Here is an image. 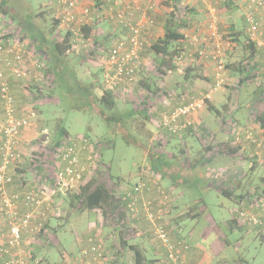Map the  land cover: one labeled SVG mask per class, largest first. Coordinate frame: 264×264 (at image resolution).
Returning <instances> with one entry per match:
<instances>
[{
    "label": "rangeland",
    "instance_id": "1",
    "mask_svg": "<svg viewBox=\"0 0 264 264\" xmlns=\"http://www.w3.org/2000/svg\"><path fill=\"white\" fill-rule=\"evenodd\" d=\"M168 1L169 0H157V2H155V0H153V2H151L153 7L151 10L148 9L149 12L146 16L151 17L154 25L151 27L152 31H150L152 36L147 38V44H144L143 51L141 52V69L134 76L132 81L123 85L120 90H116L112 93L116 102L114 116L117 120L115 122H119L120 125L115 126L108 123L110 121L108 116L105 119H102L99 116L96 107H92V110L89 109L88 111H85L84 109L80 111L73 110L72 106L77 103L76 100L69 99L68 95L64 93L62 96L56 94L55 89L53 90L52 87H50V89L53 91L47 89L46 84H43L42 87V89H44L42 92L43 96L41 99L35 101L32 99L37 97L36 94H39L40 92L33 88V83L28 84V82L23 80L24 83L23 81L21 82L23 87H25L26 84L28 87H26L27 90L24 92V97L20 96L18 91L21 92V90L24 89H22L21 83L17 81L10 83L11 78L6 79L13 96L15 97V93L17 94L20 106L22 105L23 107L27 102L25 99V93L28 95V99H31V104L33 101V103L36 104L34 110L37 118L29 128L31 131V138H27V141L22 144L23 151L27 157H29L28 153L30 147L38 149L53 147L54 144H57V142L63 138V135L68 136V140L63 141L62 146L68 144L69 140L72 138L88 137L95 143V152L88 153V155H92L93 159L97 161L96 167L99 168L100 166L99 169L96 167H93V169L100 170V174L104 177H101V180L106 179L107 176L112 178L115 176L120 177L121 180H125V182H128L131 186V184L134 183L135 178L134 176L129 177V175L133 174L134 170L142 163L154 162L152 157L146 158L144 156L143 152H145L146 155L148 149H150L148 150V155L151 154L149 151H154V153L158 154L160 157L162 155L166 156V150L171 151L173 149H179L182 151V156L180 155L178 158L180 162L185 161L187 158L189 161L192 160L190 154L186 153V149L191 147L196 148L201 145L210 146L209 140L205 137L206 134L209 135L206 131H201L199 137L191 134L190 137L186 136L184 138L182 136L181 139L179 137L178 139H170V135L160 126L159 121L157 122V120H159V114L168 110V107L164 106V100L173 103L187 98L199 99L204 95H209L210 101L208 100V102L211 103L213 99L215 101V107L219 108L216 100L218 96L220 100L221 97H223L220 92L224 91L228 95L232 93L233 88L231 84L234 81L229 80V76H227L224 86L215 90L214 75L212 82L211 76L208 75V69H206L205 73L199 68L194 74H189V78H186L185 68L198 61L200 64H209L212 66L213 70L215 69V64L211 59L201 60L199 58V60L197 55L198 50L205 47L204 43H206V48H208L209 52L215 50L214 42L209 39L210 35L208 27L210 24L215 25L214 27L217 28L220 36L219 47L221 49V59L224 63L225 69L228 70L226 65L230 64V59H234L233 61L236 63L239 61L237 50L231 52L232 56L236 55L231 58L228 54L229 51L226 49V44L230 43L229 25H231V21L233 20L237 27H243L240 15L241 11L239 12L240 9L237 5L236 7L238 9L233 10L232 13L226 12L223 5L229 0H191L188 5H192V3L195 2V6L200 9L199 11L203 14L204 19L202 21L197 20V22L194 23L192 22L195 21L194 16H192L193 14L191 16H186L187 18L185 19L186 22L185 26L182 28V32L183 34H186L188 44L191 46H188L186 49L182 48V50L180 48L178 56L181 55V59L177 60L176 57L173 61L176 70L167 73L166 69H164V72L160 71L161 67L158 58L154 55L153 51H150L149 47L154 41L162 36V24L167 18L171 17L170 13L173 9L171 8V4H168ZM186 1L187 0H185V2ZM165 2H167L168 5L165 4ZM0 3H3L4 6L10 10L9 15H5V17L0 14V37L7 34H13V42H15L14 40L21 38L22 32L19 31L20 29L17 27V21L14 18L20 16L21 13L25 16H34L38 26L45 28L47 31H51L53 36L58 30L57 24H55L57 14L53 8V0H0ZM188 5H183L181 8L185 10ZM29 11L30 14H27ZM97 13L98 11L96 10V7L91 5L89 6L88 16L84 19L85 25H90L92 27L89 37L91 41L89 40L87 43L80 42L79 45H77L78 49L69 53V55L65 57L68 66L75 71L76 76L81 81L82 85L87 86L89 90L91 88L90 91L95 99H98L102 95V92L107 89L102 79L101 64L104 58L103 56L114 44V40L117 38L116 32L122 33V26L120 24L111 20L108 15L107 18H105L104 15L96 17ZM156 14L162 15V20H158ZM181 15L184 17L183 14ZM183 17L182 19H184ZM60 33L61 35H64L63 32ZM120 36L119 39L125 37L123 33ZM191 38H197L200 42L194 44L192 43ZM24 39L21 43H23ZM95 40L103 41L102 45L98 46L102 49L101 53L97 51V53H95L90 50L91 43ZM19 47L21 46L17 45V48ZM178 47L180 46H177V48ZM222 48L226 49V51L222 50ZM194 53H196V56ZM25 56L27 59L28 55L25 54ZM35 59L36 57L33 59L30 58V60L27 59V64H32ZM31 69V77L39 72L35 69V66ZM47 76L51 77L49 74ZM45 81L47 82L48 80ZM147 82L151 87L150 92L146 88ZM195 82L203 87L202 91L197 95H193L194 92L198 91L197 87H195ZM174 87L178 88L173 89ZM149 99H151V101ZM149 102H151V105L148 106L147 104ZM174 104L175 103H173V105ZM172 109H170V111ZM203 110L204 115H201V117L208 120L209 123H212L210 125H212L213 128V123L216 121V115L208 110L207 103ZM219 110L220 113L226 112L222 109ZM127 114H129L128 119L123 121ZM203 129L204 127H202V130ZM61 130H64L66 134H60ZM149 133L151 134L149 135ZM153 134H155L154 138H152ZM171 136L175 137L173 135ZM167 137L169 139H166ZM216 139L217 137L213 136V145L215 146ZM244 144L245 143L243 142V145ZM225 145L227 146L228 144L226 143ZM142 146L144 149H142ZM27 157L24 155L21 156V160L18 162V164L20 163V167L23 165L21 164L22 162L28 161ZM183 163L189 162L185 161ZM93 169H90L85 176L91 175L94 171ZM255 171H258V173L261 174L263 181L260 183V174L256 172L255 178H253L251 184L256 185V190L261 192L262 187H264V167L257 166ZM175 172L177 173L180 171L176 170ZM182 173L183 172H180L176 175L181 184L176 191L177 194L180 193V195H178L179 204L174 210L176 214L182 215L181 219L178 221L180 237L187 243L191 245H194V243L198 244L199 248L202 247L207 251H210L208 247H211V252L227 259L229 264H248L247 261L250 264H264V239H261L251 228L247 230L246 227H244V224L247 225L249 223L246 224V222H243V220L239 218L238 223L243 227H238L230 231L226 226V222L233 217L235 213L234 210L239 208L238 196L236 198L228 199L222 195L214 193L212 190H204L205 188L203 189L202 186H197V183H193V180L189 177L181 180L180 176H184ZM87 179L88 178H85L86 181H88ZM167 182L169 183L170 180L165 178V183ZM246 190L247 188H245L241 194H246L248 192V190ZM238 194L239 193L236 195ZM199 198L203 199V204L198 202ZM244 198L247 199V197ZM70 201L71 195L66 194L55 197V200H53V205H55L54 214L57 213L58 215L49 217V229L52 233L54 230L56 232L57 241L53 240V244L57 242L56 246L58 249H65L66 251L73 250L75 254H78L79 247L77 241H79L83 234L89 233V224L94 221V216L91 211H71L69 209ZM220 205H222V207ZM166 206L167 208L169 207L168 205ZM190 214L198 215L195 219H191L188 217ZM214 226H216V230L219 231V235L217 236V233H213L211 237L206 239V230L209 228L211 229ZM152 236L153 233L145 239V242L142 241V243L141 239L133 241L135 244H143V253L146 256V260H148L147 263H150V259L156 261L153 260L155 257L154 246L160 244L162 247L161 241L157 242V240H154L152 243L148 242V238H151ZM218 237L227 240L226 242L229 243V246L220 250L221 244ZM51 245L52 243L45 247L48 248ZM40 246L41 249L45 248L43 245ZM185 246L186 244L184 243V245L181 246V249H184ZM106 247L104 241L103 249L106 250ZM63 256H65V254ZM51 258L53 261L59 262L60 258L58 251H53L51 253ZM104 260L105 264H114V258L111 251L108 255L105 253ZM232 260L234 262H232ZM243 260L246 261V263L242 262ZM155 263L157 264L158 261ZM32 264H34V262ZM125 264H127V262Z\"/></svg>",
    "mask_w": 264,
    "mask_h": 264
},
{
    "label": "crops",
    "instance_id": "2",
    "mask_svg": "<svg viewBox=\"0 0 264 264\" xmlns=\"http://www.w3.org/2000/svg\"><path fill=\"white\" fill-rule=\"evenodd\" d=\"M80 1H81L80 2L81 6L89 7L91 5H94V7H96V10L98 11L96 17H101V15L102 16L104 15L105 18H107V15L111 14V12L116 13L118 10H120L122 7L126 5L132 7H139L143 9L144 12H138L135 15V18L143 19L144 16L147 17L146 15H148L149 12L148 7L149 6L153 7V4H151L153 0H80ZM117 1L119 2V4L117 3ZM190 1L191 0H187L185 2V0H179L178 4H180V6L183 5L187 6ZM253 1L254 0H236V1L229 0L223 6L226 12L229 13H232L233 10H236L238 8L240 9L239 12L241 11L240 15L243 22V27L242 28L237 27L236 23L232 20L231 21L232 23L231 25H229V28L234 27V30L244 33V35L249 37L252 40V42L255 44L254 57L251 60L250 67L248 69L251 70V73H254L257 76L252 77L250 80H248L244 86L240 87L239 90L236 91V94L233 90L230 95L226 94L224 91H221L220 93H222L223 97H221L220 100L218 96L216 100V102L219 105V108L215 107V101L212 99L210 104L214 107L215 110L219 111V113H220L219 109L226 111L225 113L216 114L215 111L210 110L211 112L214 113V115H216L215 116L216 121L213 123L214 124L213 128L212 125H210L212 123H209L208 120H205L204 118L201 117V115H204V110L202 109L201 111L188 117V120L193 123V126L182 131L180 135L181 137L169 136L170 139L171 138L178 139V137L181 139L182 136L184 138L186 136L190 137L191 134H194L197 137H199L201 131H206L207 133H209L208 138H210L209 140L210 146L201 145L196 148L191 147L186 149V153L190 154V156L192 157V160L189 163H183L185 161L179 162L178 158L180 155L182 156V151L179 149L177 150L173 149L171 151L166 150L165 151L166 156L162 155L161 157L158 154L154 153V151L152 152L149 151V153L151 154L148 155V150L150 149L147 150L146 155L145 152H143L146 158L152 157L154 159V162L142 163L134 170L133 174L129 175V177L134 176L135 178V181L134 183L131 184V186L130 184H128V182H125V180H121L120 177L114 176L113 178L114 181L113 180L110 181V184L113 186L115 185V181H117L116 184H118L116 187L115 186L113 187L115 189H113L114 191L112 192V194H114L116 192V188H119L120 186L129 190L135 184H139V183L144 184V188L140 191V193L135 195L137 201L131 206L133 208V211H129V210L127 211V205L132 204L131 198L130 199L127 198V200L122 202L121 201L119 202L118 200L115 201L117 205L113 207V210H115L114 213L119 214V217H116L117 221L115 222L112 221L111 219L109 221H106L105 217H103V215L100 214L101 211L90 210L91 212H93L94 221H92L89 224L90 225L89 233L83 234V236L79 239V241H77L79 247V252H78L79 257L78 254H75L73 252V250L66 251L65 249H58L56 246L57 242L54 244L52 242V245L49 246L48 248H46L48 245L45 247V244L43 242H39L37 244L31 245L32 248L31 250L34 252L35 255L34 256L35 258L32 259L31 261L32 263L34 262V264H87L88 260H92V259L80 258L81 251L89 248L90 241L94 243L101 242L102 244L105 241L107 249L106 250L104 249V255L105 253L106 255H108V253L111 251V254L114 258L113 260L114 264H125L126 262L127 264H134V253L132 252V250H130L129 247L130 246L136 247L142 253L144 251V248H143V244H139V243L135 244L133 243V241L137 239L138 240L141 239V243L142 241L145 242V239L151 236L153 233V236L151 238H148V242L152 243L154 240L160 242V240L154 234V228L156 226H160L163 228V232L165 234V237H167L169 243L176 246V249L179 251L180 260L183 263L229 264L227 259L217 256V254L211 252L212 250L211 247H208L210 251H207L202 247L199 248L198 244L194 243V245L193 244L191 245L187 243L185 240H183V238L180 237L179 234L180 228L178 221L181 219L182 215L176 214L174 210L178 207L179 204L178 195H180V193L177 194L176 191L181 183L178 181L176 175L180 172H183L182 174L184 176H180L181 180L183 178L189 177L191 180H193V183L195 184L197 183L196 184L197 186L198 185L202 186L203 189L205 188L204 190L207 191L212 190L214 191V193L218 195H222L225 198L232 199L238 196L239 208L243 209V211H248V212L250 211V213L256 214L261 219L264 216V208L257 206V204L255 203L253 204V202L250 203L249 201L245 200V198L244 199L241 198V196L244 195L241 194V192L245 188H247L248 191L256 189L255 188L256 185L251 184V181L253 180V178H255L256 172L258 173V171H255V168L257 166L264 167V164L255 162L253 163V166L251 168L248 167L249 161L251 160L250 153H252L253 151L252 146L247 145L242 147L241 144H239V146L241 147V151L240 152L237 151L233 153L230 152L229 154L225 150H222V148L225 146L226 143L232 145L235 136L237 135L240 136L243 133V131L246 129L251 131L253 139L264 142V122L261 123L259 119L256 118L257 116L264 115V72L262 73V71H264V7H260L256 5L255 3H253ZM155 2H157V0H155ZM168 4H171L172 9L175 8L173 5L174 2L172 0H169ZM237 5L239 6L238 8L236 7ZM209 7L207 8L210 9ZM186 9H188V15L191 16L193 14L192 16H194L195 18V21L192 22L196 23L197 20L202 21L204 19L203 14L201 13V11H199L200 9H198L195 6V2H193L192 5H188ZM245 13H251L253 17L260 24L258 32L255 33L253 37L249 36L248 24L244 16ZM156 15L158 20H162V15H158V14ZM180 16L181 18L183 17L182 15ZM148 18H150L152 23L150 25H146L142 31L141 38L143 41V47L144 44H147L146 43L147 38L149 36H152L150 31H152L151 27L154 25V22L151 19V17L148 16ZM183 18L184 19H182V21L186 22L185 19L187 17L184 15ZM121 29L123 35L126 36L127 35L126 30L122 27ZM122 33L116 32L117 38L114 40V42L121 37L120 35ZM185 36L186 34H184V39L181 41L179 45L180 46L179 48H181V50L182 48L186 49L188 46H191L190 44H188L187 36L186 37ZM205 44L206 43H204V45ZM228 45L229 46H227L226 49L230 53L234 50L231 49L233 46L234 48L238 47L236 43L232 42V40ZM143 47L141 52L143 51ZM226 49L222 48V50L225 51ZM90 50L94 51L93 48H90ZM194 55L196 56V53H194ZM235 56L236 55H233V57ZM140 57H141V53H140ZM233 60L234 59H230V64L232 65L230 71L226 70L227 76L230 77L229 80L234 81L231 84L232 86H234L236 81L238 80V76L235 75L232 71V69L236 71L238 67V65L235 64ZM199 68L203 70L205 73H206V69H208L209 72L208 75L211 76V80H212L214 75V70L212 66H210L209 64H200L198 61L187 66L185 68V73L187 71L189 72L190 75H192ZM5 76L6 79L11 78L10 83L15 81L21 83L23 81L14 78L13 76H11V74L8 71L5 72ZM21 86L22 89L23 88L24 89L21 90V92L18 91V93L20 96L24 97V92L25 90H27V88L26 85L25 87H23L22 83ZM195 87H197L198 91L194 92L193 95H197L203 89V87L200 86V84L198 83L195 84ZM175 88L178 87H174L173 89ZM15 98H16L15 100L16 106L17 108L20 107L19 108L21 109L20 111H22L25 108H28V102H26V104L23 107L22 105L20 106V103L18 102L19 99L17 98L16 93H15ZM192 99L187 98L179 102L176 101L173 102L175 103L174 105L172 102L170 103L168 100H164L163 102H164V106L168 107V110L170 111V109L174 108L175 106L188 103ZM149 100L151 101V99ZM147 105L148 106L151 105V102H149ZM253 110H255V113H252ZM161 115L162 113L159 114L158 116L159 119ZM183 120L184 118L181 119L182 122ZM158 121L159 120H157V122ZM202 127H204L203 130ZM150 134L151 133H149V135ZM152 136H153L152 138H154L155 134H153ZM213 136L217 137L216 146L213 145L214 144ZM27 138H31V131L29 129L23 134V143L27 141ZM166 139L169 138L167 137ZM242 139L244 140L243 137ZM21 149H22L20 150V152H22L21 155L27 157V155L23 154L25 152L23 151L22 147ZM249 158L250 160H248ZM19 164L17 162L14 167H10L7 171V173L15 179V181H17V179L20 176L21 177L23 176L25 178L29 177L27 173V170H29L31 167L29 161L22 162L21 163L23 164L22 167H20ZM156 169L159 170V172H157ZM176 170L180 172L176 173L175 172ZM165 178H168L170 182L165 183ZM259 178H260V183H262L263 177H261V174L259 175ZM218 184L223 185L221 186L223 188L222 190L220 188L219 189L216 188ZM4 189L8 194H12L13 192L22 193L25 191V188L24 189L20 188L15 182L14 184H9L4 186ZM78 192L79 190H76L74 192L68 193L67 195L72 196ZM237 193L239 194L236 195ZM260 197L261 198L258 200H261L262 197L264 196H260ZM198 202L202 204L204 203L202 198H199ZM166 205H168L169 207L167 208ZM220 206L222 207V205ZM18 208L20 212H24L25 210L22 204H19ZM234 212L235 213L233 217L226 222V226L230 231L238 227H243L238 223L239 218L237 219V222H235L236 220L234 222L232 221L234 220V218H236L237 210H234ZM197 215L198 214H190L188 217L191 219H195ZM48 220H50V218H48ZM120 224H122V226ZM244 227H246L247 230L251 228L252 230H254V232H256L259 235L261 239H264V233L259 226L244 224ZM216 229H217L216 226H214L211 229L209 228L208 230H206L205 232L207 234L205 236L206 239L211 237L213 233H217L218 236L219 231ZM6 238H7L6 225H4L0 221V242H3ZM218 238L221 244L220 250H223L229 246V243L226 242L227 240H224L223 238L220 237ZM54 241H57L56 236L54 237ZM184 243L186 244V246L184 247V249H181V246H183ZM40 245H43V247L45 248L41 249ZM158 246L157 245L154 246L155 257L153 258V260L158 261L157 264H166V256H167L166 247L163 244H162L163 248L160 246V244H158ZM52 250L55 252L58 251L60 258L59 262H55L52 260L51 258V253L53 252ZM64 254L65 256H63ZM144 257L146 260L145 254ZM104 261H99L98 263L90 261L89 264H105ZM232 262L234 261L232 260ZM242 262L246 263V261L244 260ZM247 263L250 264L248 261ZM0 264H2L1 257H0Z\"/></svg>",
    "mask_w": 264,
    "mask_h": 264
},
{
    "label": "built area",
    "instance_id": "3",
    "mask_svg": "<svg viewBox=\"0 0 264 264\" xmlns=\"http://www.w3.org/2000/svg\"><path fill=\"white\" fill-rule=\"evenodd\" d=\"M80 2V0H53V8L58 21L57 32L60 31L68 35L74 51L78 49L77 45L80 42L87 43L90 40L84 37L81 30L85 25L84 19L88 16L89 7L81 6ZM117 3L119 4L118 1ZM253 3L264 7V0H254ZM148 9L151 10L152 6H149ZM138 12H144V10L125 5L116 13L111 12L108 15L111 20L119 23L127 33L124 38L116 40L103 56L102 79L106 90L112 93L132 81L142 66L140 53L143 41L141 35L144 27L152 22L145 16L143 19L135 18ZM245 20L248 24L249 36L253 37L258 32L260 24L251 13H245ZM214 26V24H210L208 31L209 39L214 42L215 50L209 52L205 44L204 48L198 50L197 55L201 60L211 59L214 62V89L218 90L224 86L227 80V71L221 59L220 36ZM13 37L4 41L0 39V221L7 227V238L0 242V257L2 264H31V245L41 242L39 237L44 229V224L49 217L58 215L54 214L53 200L55 197L80 190L81 186L96 176L100 166L96 167L97 161L93 159L92 155H88V153L95 152V143L90 138H72L68 144L62 146L63 141L68 140V136H63L58 147L54 144L50 148H29L28 161L31 167L28 170V178L20 176L15 181L7 173L10 167H14L20 161L23 134L33 125L37 115L33 103L30 102L31 99L27 100L28 108L23 109V112L16 108L5 78V72L8 71L14 78L25 80L28 84L33 83L41 90H44L42 89L43 84H46L47 87L51 86V78L40 73L43 68L42 63L35 59L32 64H27V59L30 60L36 56L33 49L28 48L27 41L24 40L21 43L22 41L17 39L13 42ZM191 40L194 44L200 42L197 38H191ZM17 45L21 47L17 48ZM227 46L229 45L227 44ZM101 50L97 47L94 52L101 53ZM25 54L28 55L27 59ZM181 57L179 55L176 59L180 60ZM33 66L39 72L31 77ZM26 87H28L27 84ZM208 100H210L209 95H204L202 98L193 99L169 112L162 113L159 119L160 126L170 136H180L182 131L193 126L188 117L201 111ZM182 118H184L183 122ZM205 137L210 140L208 134ZM242 137L245 140H251V131L246 129L240 136H235L234 144H242ZM253 142L255 150L249 161V168L255 162L264 164V142L256 140ZM93 167L98 169L94 170ZM90 169L94 170H92L93 173L85 176ZM85 178H88V181ZM14 182L20 188H25V191L8 194L4 186L14 184ZM143 188V183L135 184L129 190L120 186L116 188L113 198L119 202L131 198L132 204L127 205V211H133L131 206L137 201L135 195L140 193ZM19 204L25 208L24 212L19 211ZM256 204L264 208V198L257 200ZM239 218L243 222L259 226L264 233V216L261 219L250 211H242ZM120 225L122 226V224ZM154 234L166 247V264H185L180 260L176 246L170 244L165 237L162 227L156 226ZM48 244L49 242L45 243V246ZM80 258H91L92 260H88L87 264L90 261L96 263L103 261L105 259L103 244L90 241L89 248L81 251Z\"/></svg>",
    "mask_w": 264,
    "mask_h": 264
},
{
    "label": "trees",
    "instance_id": "4",
    "mask_svg": "<svg viewBox=\"0 0 264 264\" xmlns=\"http://www.w3.org/2000/svg\"><path fill=\"white\" fill-rule=\"evenodd\" d=\"M174 2V9L170 13L169 18H167L164 23L162 24L163 33L162 36L154 41L151 46L149 47L150 51H153L154 55L158 58L159 65L161 67L162 72H164V69L167 70V73H170L171 71H175L176 67L173 64L174 59L178 56L180 48L177 46L180 45L181 41L184 39V34L182 32V28L185 26V22L182 21L181 14L187 16L188 11L187 9L183 10L178 4L179 0H172ZM167 4V2H165ZM168 5V4H167ZM9 11L7 7L4 6L3 3H0V14H2L3 17L5 15H9ZM30 14V11L27 13ZM245 16V15H244ZM17 21V27L20 29L19 31L22 32L20 41H22L24 38L25 41H27L28 48L33 49L34 54L36 55V59L38 62L43 64V68L40 70V73H42L44 76H47L48 74L51 75V86L46 87L47 89L53 91L55 89L56 94L62 96V94H67L69 99L76 100V104L72 106L73 110L80 111L85 110L88 111L92 107H96L99 113V116L102 119H105L107 116L109 118V122L111 125H120L119 122H115L117 119L114 116V110L116 108V102L114 97L112 96V92L108 90H104L102 92V95L95 99V97L88 89L87 86H83L81 81L76 76L75 71L68 66L65 57L69 55V53L74 52L73 47L71 43L69 42L68 35H61L60 31L55 33V35H52L51 31H47L45 28L39 27L37 24V21L35 20L34 16L31 15H24L21 13L20 16L14 17ZM58 21L56 20L55 24H57ZM82 33L86 39L90 37V33L92 31V27L89 25H84L82 28ZM230 35L229 38L230 42L232 40L233 43H236L238 47L234 48V46L231 48L232 50H237L239 56V61L235 64L238 65L236 71L232 69L233 73L238 76V80L236 81L235 85L232 86L233 91L236 94V91L239 90L240 87L244 86L245 83H247L248 80H250L252 77H256L254 73H251V70L248 68L250 67V62L254 57L255 53V44L252 42V40L245 36L244 33H241L239 31L234 30V27H230ZM13 36V34H7L5 36H1L0 39L2 41L6 40L7 38H10ZM103 41L95 40L92 42L93 50L97 48L98 46L102 45ZM176 46V48H175ZM229 56L232 58L233 56L229 52ZM231 64L226 65L227 69L230 71ZM159 67V68H160ZM236 72V73H235ZM264 71H262L263 73ZM187 73V74H186ZM185 77L189 78V72L186 71ZM147 90L150 92L151 87L149 86L148 82L146 83ZM52 87V89H50ZM92 87V86H90ZM34 89H36L39 94L37 93L36 96L32 100H39L41 99L43 90L39 89L37 86H33ZM11 91V88H10ZM12 94V92H11ZM13 96V94H12ZM28 95L26 94V100H28ZM14 99V105L16 106L15 97ZM34 102V101H33ZM32 102V103H33ZM95 104V105H94ZM33 108H35L36 104L33 103ZM177 107V106H176ZM17 108V106H16ZM175 108V107H174ZM207 108L211 111H215L216 114H220L219 111L215 110L214 107L207 101ZM92 110V109H91ZM169 112V110H168ZM252 113H255V110L252 111ZM126 117L121 120L125 121L128 119L129 114L125 115ZM115 117V118H113ZM149 117V116H148ZM264 115L257 116L256 118L259 119L261 123L264 122L263 119ZM60 134H66L64 130H61ZM64 136V135H63ZM61 140V139H60ZM60 140L57 142L56 147H58ZM256 139L251 140H243L245 143L243 145V142L241 144L242 147L249 145L253 147V151L251 156L253 155V152L255 150V143L253 142ZM257 142H262L258 141ZM142 149L144 147L142 146ZM222 150H225L228 154L230 152H240L241 147L238 144H234V141L232 145H225ZM243 153V152H241ZM158 156V155H157ZM250 160V158L248 159ZM185 161L190 162L187 158ZM157 172L159 170L156 169ZM100 175V176H99ZM104 178L100 174V170H98L97 175L85 183L83 186L80 187V190L78 193L71 196V201L69 204V208L73 212L79 211H101V215L105 217L106 221H109L110 219L112 221H117L116 217H119V214L114 213L115 210H113V207L117 205L115 203V199L113 198L112 192L114 191V186L116 187L118 184L111 185L110 181L113 180L112 177L107 176L106 179L101 180ZM114 181V180H113ZM16 183V182H15ZM221 186L222 184H218L216 186L217 189H223ZM260 196H264V187H262V191L259 192L256 189H253L251 191H248L246 194L241 196L242 199L244 197H247V201L250 203L253 202V204L257 203V200L260 199ZM264 198V197H262ZM239 200V198H238ZM243 211V209L238 208L236 212V218L232 220L233 222H237V219L239 218V214ZM49 222L46 221L44 224V229L39 237V240L43 242L44 244L49 242L50 244L53 242L54 237L56 236L55 230L52 231L49 229ZM7 229V227H6ZM50 231H49V230ZM130 250L134 253V264H156L155 261H149L150 263H147L145 260L144 254L136 247L130 246ZM34 252L31 251V259H34Z\"/></svg>",
    "mask_w": 264,
    "mask_h": 264
}]
</instances>
